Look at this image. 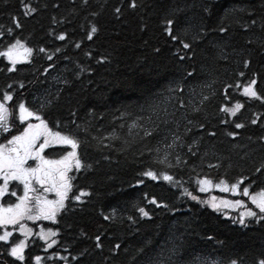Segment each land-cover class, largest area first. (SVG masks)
Segmentation results:
<instances>
[{
	"label": "trees",
	"instance_id": "obj_1",
	"mask_svg": "<svg viewBox=\"0 0 264 264\" xmlns=\"http://www.w3.org/2000/svg\"><path fill=\"white\" fill-rule=\"evenodd\" d=\"M135 2L24 0L35 9L25 16L21 0H0V50L14 38L33 49L14 72L0 57V102L7 92L13 112L24 103L75 137L85 165L57 222L43 223L58 233L44 264H255L264 220L213 210L198 181L264 191V102L242 94L255 79L264 96V0ZM169 19L190 50L164 31ZM237 102L235 116L221 110Z\"/></svg>",
	"mask_w": 264,
	"mask_h": 264
},
{
	"label": "snow or ice",
	"instance_id": "obj_2",
	"mask_svg": "<svg viewBox=\"0 0 264 264\" xmlns=\"http://www.w3.org/2000/svg\"><path fill=\"white\" fill-rule=\"evenodd\" d=\"M87 3V0H84ZM24 7L23 14L29 16L35 11V9L28 7L24 4V0H21ZM133 9L137 7L135 0H132L130 5ZM121 9L117 8L116 12L120 13ZM205 11L210 12V8L205 6ZM174 21L169 19L166 21V27L164 31L173 40L182 44L183 49L190 50L191 45L180 40V38L173 34ZM253 24L256 23L255 20L252 21ZM16 28H22L23 25L19 22V18H16L15 23ZM98 29L92 26L90 32L87 35L89 40L93 39V35L97 33ZM221 33L226 32L227 29L221 27L219 29ZM13 32L12 28L8 29L9 35ZM59 40H64L65 35L61 34L57 37ZM251 43V41H249ZM80 47L79 44L76 45ZM40 52H45L44 48L39 49ZM158 51V50H157ZM179 51V50H178ZM33 49L27 46L26 42L14 38V42H9L3 50H0V57L7 60L10 67L7 68L9 72H14L17 70L16 66L20 63H26L32 56ZM49 60L52 59L51 56L47 57ZM185 55H180L179 59L181 61L185 60ZM250 61H245V67H249ZM192 75V73H188ZM243 75V73H241ZM257 84L255 79L249 81L247 85L243 87V95L250 99H257L264 102V96L260 95L254 88ZM23 87V84L20 85ZM11 85H9V88ZM239 87V85H237ZM13 96L9 93H5L3 96V102H0V134L10 133L12 127L9 124L10 110L6 106L7 101H11ZM244 105L237 102L232 108H223L222 111L235 116L238 111ZM19 109V122L21 125L25 124L30 118L35 119L38 123H27L26 127L23 128L19 134H13L10 138L6 139L5 143L0 144V198L6 195L16 197L17 202L14 204H9L7 207L0 205V228L7 229L8 226H19V231L25 239L19 240V242H13L10 245L8 254L15 260L23 262L25 260L24 250L26 248V238L31 235L32 230L27 228L21 221L23 220H49L52 223L57 222L58 213L64 209L65 201L69 199V193L73 189V176H69V172L75 171L79 172L85 165L77 154V149L79 147V141L69 134H62L60 131H53L49 128L48 123L36 112L30 111L29 108L25 106L24 103L18 105ZM253 124L256 120L252 121ZM235 127L237 129L243 128L244 125L241 123H236ZM146 135H151L150 132H146ZM214 135V133H212ZM229 135H235L234 133H229ZM43 138V142L38 144V141ZM56 146H67L71 151H67L66 154L60 156L59 159H48L43 154L47 148H55ZM32 160L35 161V166L30 165L28 162ZM261 171V169H257ZM144 176L151 178L152 180H157L159 177L156 173L152 171H147L143 173ZM165 181L173 182V177L168 174L163 175ZM16 182L23 186V195H18L17 191L10 190V184ZM244 183L243 179L238 180L236 183L232 184L231 187L221 180L219 184L215 187L219 188L221 191L228 192L231 191L232 195H243L244 197H249L251 203L255 206L257 211L252 209H246L240 214L239 223L241 225L247 226L245 223V218H253L259 220H264V191H260L256 194H251L248 187H244L241 190V185ZM200 185V191L204 192L208 187L212 186V181L210 179H202L198 181ZM36 185L40 187L37 188ZM42 189V192H41ZM43 193H54L56 199H48ZM185 194L190 196L191 199L197 200L196 196L185 191ZM89 195V193L81 191L79 195L74 196L76 201H81V197ZM215 197L212 198L215 201ZM151 204H155L157 207L162 205L158 204L155 199L149 201ZM206 203V202H202ZM225 207H244L241 200L235 201H222ZM213 210H219V205L216 203H211L210 205ZM143 217H149V212L145 208L140 207L138 209ZM105 220L112 219L111 216H104ZM40 239L44 240L47 247L51 248L57 243L55 237L58 233L52 229H48L45 232L41 229ZM13 236V232L5 230L2 235H0V241L4 243L9 242V238ZM96 247L101 248V237L96 236ZM117 248L120 245H116ZM36 264H40V257H36ZM231 264H237L236 260L231 261ZM255 264H264V253L255 261Z\"/></svg>",
	"mask_w": 264,
	"mask_h": 264
},
{
	"label": "rangeland",
	"instance_id": "obj_3",
	"mask_svg": "<svg viewBox=\"0 0 264 264\" xmlns=\"http://www.w3.org/2000/svg\"><path fill=\"white\" fill-rule=\"evenodd\" d=\"M6 106L9 108V110H10V115H9V121L10 122H13L12 123V126L14 125H16V131L13 133V134H19V132L20 131H22L23 130V128L24 127H26V124L27 123H32V121L31 120H33V118H31V119H29L28 121H26L25 122V124L24 125H21L20 124V122H19V119H18V116H19V110H17V111H15V112H13L12 111V107L13 106H11V105H7L6 104ZM15 110V109H14ZM11 132H13V129L11 130ZM10 132V133H11ZM12 134V135H13ZM11 137V135H3V137L2 136H0V144H2V143H5L6 142V139L7 138H10ZM45 153V152H44ZM43 153V154H44ZM219 184V183H218ZM215 185H217V184H214V183H212V186L211 187H208L207 188V190L206 191H204V192H202V193H204L205 194V199H206V204H208L209 206L211 205V203H216V204H218L219 205V210H217V211H224V212H235V210L237 211V214H239V217H240V214L242 213V212H244L246 209H252L253 211H257L258 212V209H256L255 208V206L251 203V200L249 199V197H244L243 195H232V193H231V191H228V192H224V191H221L219 188H217V187H215ZM228 185V184H227ZM229 186V188L231 187V185H228ZM244 187H241V190L243 189ZM199 189H200V185H199ZM250 191V190H249ZM260 191H257V192H250L251 194H256V193H259ZM46 196H47V198L48 199H52V196H51V193H49V194H47L46 193ZM213 197H215L216 199H215V201H213L212 200V198ZM225 200H228V201H235V200H241L242 202H243V205H244V207H241L240 209H239V207H236V208H232V207H225L221 202L222 201H225ZM211 207V206H210ZM212 208V207H211ZM245 219H247V217L245 218ZM42 220L43 219H40V220H36V221H32V220H30L32 223H38V222H40V225H41V223H42ZM21 223H22V221H21ZM46 226L48 227V223L46 224ZM47 227H45V226H43V225H41V227H36V226H29V229H31L32 230V232H31V235H29L27 238H26V241L28 240L29 241V239H30V242H31V239H32V244L34 245V244H36V245H38V243H35V241H41V243H40V248H37V250L38 251H42V252H44V251H47V249H48V247H47V245H46V243H45V241L44 240H42V239H40V232H41V229H43L45 232H47L48 231V228ZM8 228L9 229H4V228H0V235H2L3 234V232L5 231V230H9V231H16L17 233H20V231H19V226L17 225V226H15V227H13V226H8ZM28 228V227H27ZM14 234V233H13ZM21 234V233H20ZM14 236V235H13ZM12 236V237H13ZM12 237H10L9 238V241H11V239H12ZM21 239H25V237L22 235V236H19V238H18V240H21ZM52 239V237L50 238V240ZM19 242V241H18ZM32 246V245H31ZM45 246V247H44ZM42 261L43 260H41L40 259V264H42ZM31 264H36V257L33 255L32 257H31ZM46 264V263H45Z\"/></svg>",
	"mask_w": 264,
	"mask_h": 264
},
{
	"label": "flooded vegetation",
	"instance_id": "obj_4",
	"mask_svg": "<svg viewBox=\"0 0 264 264\" xmlns=\"http://www.w3.org/2000/svg\"><path fill=\"white\" fill-rule=\"evenodd\" d=\"M38 144H39V141H38ZM30 165L32 166H35V161H32L30 160L28 162ZM0 183H3V181H0ZM37 188H39L40 186L39 185H36ZM10 190H15L17 191V194L18 195H23V186L22 185H19L17 184L16 182H12V184H10ZM41 192H42V189H41ZM43 195H46V193H43ZM17 202V199L16 197H13V196H10V195H6L4 196L3 198H0V205H3L4 207H7L9 204H14ZM46 220H42V223L41 225H43V223H45ZM22 223L29 228V226H36V227H41L40 225V222L38 223H32L30 220H23ZM9 229V228H7ZM14 234V236L12 237L11 241H9L7 244L0 241V264H29V262H27V257L28 255L30 254V251L31 249L36 245V244H32V239H31V242H30V239L29 241L27 240L26 241V248L24 250V254H25V260L23 262H19V261H15L9 254H8V250L10 248V245L13 243V242H18V238L19 236H22L20 233H17L16 231H12ZM35 243H38V248H40V243L41 241H35ZM32 245V246H31ZM45 247V246H44ZM47 251H38L36 250L35 251V257L39 256L42 261V264H44V260H45V254H46ZM34 253V252H33Z\"/></svg>",
	"mask_w": 264,
	"mask_h": 264
}]
</instances>
